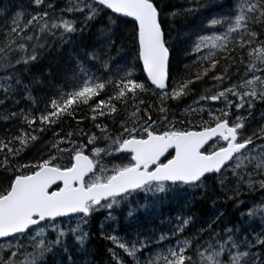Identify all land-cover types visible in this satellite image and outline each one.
I'll use <instances>...</instances> for the list:
<instances>
[{
  "label": "snow or ice",
  "instance_id": "6c2138e0",
  "mask_svg": "<svg viewBox=\"0 0 264 264\" xmlns=\"http://www.w3.org/2000/svg\"><path fill=\"white\" fill-rule=\"evenodd\" d=\"M60 4L0 0V264H264V0Z\"/></svg>",
  "mask_w": 264,
  "mask_h": 264
},
{
  "label": "trees",
  "instance_id": "16d2710c",
  "mask_svg": "<svg viewBox=\"0 0 264 264\" xmlns=\"http://www.w3.org/2000/svg\"><path fill=\"white\" fill-rule=\"evenodd\" d=\"M171 3L175 6V7H183L186 6V0H171ZM61 7L64 6V0H61ZM209 15L208 11H202L197 17L193 18V17H188L185 19H177L176 21L173 22L172 24V37L174 38V44L175 47L177 49L176 52L173 53L174 57H176L177 61L179 64L183 65L185 63L189 62V58L185 57V52L190 51V44H191V39H194V34L197 33L200 29H202L204 27L202 21L205 20V18ZM127 27L125 28V22L122 20L121 23V31H127V29L131 28V20L127 19ZM4 22V18L0 17V24H2ZM124 52H127V49L124 50ZM113 55H116L115 51L113 52ZM124 56V53H121V57ZM134 56V53L131 56H127L126 59L131 61L132 57ZM118 61L120 63H123L124 60L121 59L120 57H118ZM45 63H47V61H45ZM223 63V61H222ZM137 74L139 75V68H137ZM211 84L210 83H203V84H197L196 85V89L198 92H200L202 89L204 88H208L210 87ZM109 94L111 93V89L108 90ZM101 98H106L104 97V95L102 94ZM143 99H145L148 102H154V98H152L149 94V96L146 97H142ZM196 97H189L187 100L184 101L185 104H191L193 99H195ZM216 107H221L220 105H215ZM181 108H183V105H181ZM129 111H131V107H129L128 109ZM90 115L89 111L87 108H83L80 110V112L77 114V119H80L82 116H88ZM108 122V121H105ZM91 125L92 122L90 119H86L84 120V122L82 124H80L78 127H81L83 129H85L86 131L91 129ZM11 127H15V125H9ZM5 127V125L3 123H0V129H3ZM75 128L77 127L76 124V120H66L63 124V128L65 131H68L69 128ZM51 134H48V138H50ZM37 154V150L33 149L32 152H30L28 154L27 157H25V159H31L33 156H35ZM120 160V159H118ZM121 162V161H120ZM111 163H117L115 161H111L109 162V164L111 165ZM258 199V194L257 197ZM246 199H249L248 197H246ZM169 200L171 201V197L169 198ZM183 203V200H180L178 203L177 202H170L168 203L163 209V216H168V215H175L177 214V210L179 208V205ZM194 211H196L197 213L201 214V215H207L210 214L212 212V206H211V202H208L206 204H201L199 202H194ZM228 211H231V206H229ZM190 214V213H189ZM163 216L159 217L160 219H163ZM143 218V215H142ZM103 219V216H98L96 218L95 224L99 223V220ZM131 238V237H129ZM99 246L100 252H101V256L98 257V259H103L105 261L109 260L110 257H108L105 249L107 247H112L111 243L108 241H97V240H93V247ZM119 251V250H118ZM120 255L124 256V253L121 251ZM126 264H132L130 258H128L127 256H124ZM143 259V256L141 257Z\"/></svg>",
  "mask_w": 264,
  "mask_h": 264
},
{
  "label": "rangeland",
  "instance_id": "374dc122",
  "mask_svg": "<svg viewBox=\"0 0 264 264\" xmlns=\"http://www.w3.org/2000/svg\"><path fill=\"white\" fill-rule=\"evenodd\" d=\"M115 162H117V163H120V160H118V159H116V160H114ZM126 162V161H125ZM108 163V166L109 167H111V165L109 164V162H107Z\"/></svg>",
  "mask_w": 264,
  "mask_h": 264
},
{
  "label": "water",
  "instance_id": "95a60500",
  "mask_svg": "<svg viewBox=\"0 0 264 264\" xmlns=\"http://www.w3.org/2000/svg\"><path fill=\"white\" fill-rule=\"evenodd\" d=\"M129 19H131V18H129ZM171 151V150H170Z\"/></svg>",
  "mask_w": 264,
  "mask_h": 264
}]
</instances>
